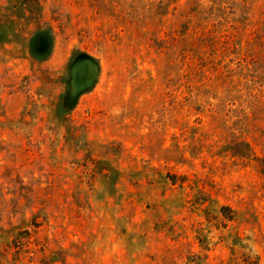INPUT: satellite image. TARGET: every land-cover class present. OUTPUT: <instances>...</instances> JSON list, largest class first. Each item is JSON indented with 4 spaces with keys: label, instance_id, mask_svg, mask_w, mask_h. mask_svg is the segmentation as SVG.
<instances>
[{
    "label": "rangeland",
    "instance_id": "obj_1",
    "mask_svg": "<svg viewBox=\"0 0 264 264\" xmlns=\"http://www.w3.org/2000/svg\"><path fill=\"white\" fill-rule=\"evenodd\" d=\"M157 1L0 0V264H264V178L187 114Z\"/></svg>",
    "mask_w": 264,
    "mask_h": 264
},
{
    "label": "trees",
    "instance_id": "obj_2",
    "mask_svg": "<svg viewBox=\"0 0 264 264\" xmlns=\"http://www.w3.org/2000/svg\"><path fill=\"white\" fill-rule=\"evenodd\" d=\"M165 5L172 6L167 47L181 67L187 114L231 121L247 149L235 154L247 155L264 178V0H158L155 12Z\"/></svg>",
    "mask_w": 264,
    "mask_h": 264
}]
</instances>
